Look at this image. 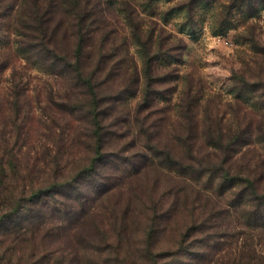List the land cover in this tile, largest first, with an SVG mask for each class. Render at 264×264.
I'll use <instances>...</instances> for the list:
<instances>
[{"label":"trees","instance_id":"obj_1","mask_svg":"<svg viewBox=\"0 0 264 264\" xmlns=\"http://www.w3.org/2000/svg\"><path fill=\"white\" fill-rule=\"evenodd\" d=\"M110 3L111 0H0V33L7 35L4 46L14 52L16 60H30L48 73L53 79L49 90L52 105L64 114L62 118L69 115L71 123L78 122L69 129L67 138L66 125H61L55 116L50 118L52 125L46 126L49 147L42 150V158L33 157V166L37 169L42 162L43 168L36 175L28 174L27 167L19 168V153L14 152L16 146H22L25 129L18 104L21 96L15 90L3 100L0 98L4 102V108L0 106V123L13 126L0 131V264H60L53 259L60 254L59 249L47 245L51 236L47 218L34 215L31 209L54 198L60 187L68 189L81 184L97 172L104 173L96 177L99 188L92 196V204L71 206L79 208L81 216L96 210V202L106 194L121 193L126 180L137 179L126 206L114 204L120 209L117 216L121 224L136 225L146 217L150 224L163 229L169 227L181 207L188 209L190 204L186 203L184 189L164 186L163 178H177L181 184L205 178L207 194L209 189L213 194L215 187V197L224 198L223 206L208 217L201 210L197 215L191 213L186 225L188 235L200 232L206 225L213 226L219 218L230 224L235 219L240 227L255 232V240L247 245V258V254L242 255L240 260L245 258L249 261L242 264H250L259 254L252 245L264 232V160L258 155L252 166L245 148L240 152L252 135L230 129L217 132L218 123L208 118L200 123L193 115L179 125L181 131L163 134V126L159 127L156 116L152 118V107L159 95L156 87L161 82L155 68L162 56L172 52L173 44L165 47L164 40L170 42L173 37L163 38V28L142 35L133 18L135 9L128 5L121 9L144 58V86L140 89L141 75L130 58L125 39H119L122 28L118 17L111 15L114 9ZM236 79L242 83L235 89L237 100H249L246 93L260 88L249 84L242 75ZM131 99L137 101L130 108ZM56 129L60 132L54 134ZM256 140L264 142V135ZM82 153L84 162L74 158V154ZM239 159L248 160V164L240 166ZM71 162L76 166L67 175ZM120 165L127 171H122ZM114 171L116 177L111 184ZM46 175L50 179L47 183L43 182ZM207 201L211 203L210 199ZM215 210H220V216L214 215ZM211 238L207 236V240ZM226 238L221 235L218 240L223 242ZM218 242L215 251L219 252L223 246ZM174 258L175 253L169 255L166 264ZM217 261L210 259L207 264Z\"/></svg>","mask_w":264,"mask_h":264},{"label":"rangeland","instance_id":"obj_2","mask_svg":"<svg viewBox=\"0 0 264 264\" xmlns=\"http://www.w3.org/2000/svg\"><path fill=\"white\" fill-rule=\"evenodd\" d=\"M20 1L17 0V3ZM110 5L115 11L111 13L112 17H118L122 28L119 39H125L130 58L141 75L140 89L144 86V58L121 9L126 5L135 9L133 18L142 29V35L154 33L155 28H163V38L173 37L170 42L164 40L165 47L173 44L172 52L162 56L155 68V75L160 77L161 82L156 87L159 95L152 107V118L156 116L159 127L163 126V134L174 133L176 129L181 131L183 128L179 125L184 124L189 115L195 116L199 122L208 118L218 123L217 132L230 129L232 132L251 134V140H246L240 152L245 148L250 165L258 160V155L264 160V142L256 140L257 136L264 135V89L261 88L264 86V0H111ZM6 41L7 35L0 33V98L3 100L15 90L21 96L18 104L25 129L20 140L22 146H16L14 152L19 153V168L27 167L28 174L36 175L37 170L43 168L42 160L36 169L33 157L42 158V150L49 147V128L46 126L52 125L50 118L55 116L61 125H66L67 138L71 133L69 129L75 128L73 126H77L78 122L71 123L69 115H65L66 119L62 118L64 114L57 112L52 105L49 90L53 79L48 73L30 60H16L14 52L4 46ZM241 75L250 81L249 84L260 86L246 93L247 101L235 98L236 86L242 85L236 76ZM136 101L129 100V107L134 106ZM0 106L4 108L3 101ZM124 108L121 106V109ZM12 127L0 123L2 132ZM59 132L56 129L54 134ZM74 158L83 162L85 159L83 153L74 154ZM62 161L65 164L66 159ZM245 161L248 160H241L240 166L245 167L248 164ZM72 162L66 168L67 175L76 166ZM120 167L122 171H127L125 166ZM114 172L111 184L116 177ZM103 173L97 172L68 189L60 187L54 198L45 199L44 205L31 209L34 215L40 214L48 220L47 228L51 229V236L47 245L60 251L59 256L53 257L54 261L60 264H166V258L175 253L171 264H207L210 259L217 262L223 260L225 264L248 263L245 258L240 260L249 250L247 245L255 240V232L240 227L235 219L230 224L219 218L213 226L206 225L200 232L188 235L186 225L190 222L191 213L197 215L201 210L207 212L208 217L214 209L223 206L224 198L215 197V187L213 194L211 189L208 190L211 198L208 197L210 195L204 189L207 186L205 178L186 184H181L177 178L174 181L163 178L164 186L184 189L186 203H190L188 209L181 207L169 227L163 229L150 224L146 217L140 218L136 225L121 224L117 216L120 209L114 204L126 206L125 202L133 193L131 187L137 179L126 180V188L121 189V193L111 192L100 198L96 202L97 209L90 210L83 217L79 208H72L73 205L92 204V196L99 188L96 177ZM49 180L47 175L43 178L45 183ZM166 201H169L168 198ZM216 203L215 208L213 204ZM219 211L215 210L214 215L220 216ZM262 234L252 245V249L259 254L250 260V264H264V232ZM208 235L212 236L209 240ZM221 235H227L223 242L218 240ZM216 241L223 246L219 252L215 251Z\"/></svg>","mask_w":264,"mask_h":264}]
</instances>
